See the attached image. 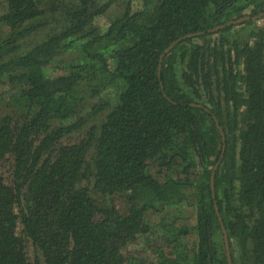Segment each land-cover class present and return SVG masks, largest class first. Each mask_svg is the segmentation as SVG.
<instances>
[{
    "label": "trees",
    "instance_id": "1",
    "mask_svg": "<svg viewBox=\"0 0 264 264\" xmlns=\"http://www.w3.org/2000/svg\"><path fill=\"white\" fill-rule=\"evenodd\" d=\"M262 13L0 0V264H264Z\"/></svg>",
    "mask_w": 264,
    "mask_h": 264
},
{
    "label": "rangeland",
    "instance_id": "2",
    "mask_svg": "<svg viewBox=\"0 0 264 264\" xmlns=\"http://www.w3.org/2000/svg\"><path fill=\"white\" fill-rule=\"evenodd\" d=\"M121 8L122 7L119 4L118 5L117 4L112 5L110 7V9L105 13L104 16H99L94 20V25L99 27L101 29V31L106 30L112 21L119 18V15L121 13ZM136 8H139V7H134V9H136ZM36 39H39V37H37ZM39 41H40V39H39ZM29 42H31V39H29ZM71 58L72 57H70V56H69V59L61 58V61L67 65V63H69ZM137 248L139 250H143L142 247H140V246H138Z\"/></svg>",
    "mask_w": 264,
    "mask_h": 264
},
{
    "label": "water",
    "instance_id": "3",
    "mask_svg": "<svg viewBox=\"0 0 264 264\" xmlns=\"http://www.w3.org/2000/svg\"><path fill=\"white\" fill-rule=\"evenodd\" d=\"M264 16V13H262V14H260L259 16H258V18H261V17H263ZM239 22H241V20L239 21ZM189 37H192V36H186L185 38H189ZM184 38V39H185ZM181 41V40H180ZM179 42V41H178ZM178 42H175L174 44H172L166 51H165V54H167L171 49H172V47L176 44V43H178ZM220 132H221V134H222V137H223V140H224V135H223V132H222V130L220 129ZM215 169H216V167L213 169V174H212V178H211V186H212V191L214 192V173H215ZM214 197H215V195H214ZM222 229H223V232H224V239H225V245H226V248L228 249L229 248V246H228V238H227V235H226V231H225V229H224V226H222ZM228 259H229V264H232L231 263V259H230V255H229V253H228Z\"/></svg>",
    "mask_w": 264,
    "mask_h": 264
},
{
    "label": "built area",
    "instance_id": "4",
    "mask_svg": "<svg viewBox=\"0 0 264 264\" xmlns=\"http://www.w3.org/2000/svg\"><path fill=\"white\" fill-rule=\"evenodd\" d=\"M258 25L262 27L264 26V18L259 19Z\"/></svg>",
    "mask_w": 264,
    "mask_h": 264
}]
</instances>
